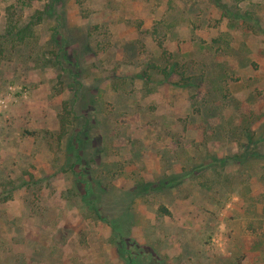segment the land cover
Segmentation results:
<instances>
[{
  "label": "rangeland",
  "instance_id": "1",
  "mask_svg": "<svg viewBox=\"0 0 264 264\" xmlns=\"http://www.w3.org/2000/svg\"><path fill=\"white\" fill-rule=\"evenodd\" d=\"M1 35L0 264H264V0H0Z\"/></svg>",
  "mask_w": 264,
  "mask_h": 264
},
{
  "label": "trees",
  "instance_id": "2",
  "mask_svg": "<svg viewBox=\"0 0 264 264\" xmlns=\"http://www.w3.org/2000/svg\"><path fill=\"white\" fill-rule=\"evenodd\" d=\"M53 2H55V0H53ZM217 4L220 6L222 5L219 2H217ZM229 15H230V13H228V16ZM23 29L29 30L28 27L23 28ZM7 35L11 36L12 35L11 31H8ZM8 36L1 35L0 37L3 39H7ZM2 42H3V40H2ZM2 49H3V47L0 43V57L2 55ZM178 66L179 65L177 62H171V65L167 64L164 66L157 67V71L161 72L163 74V76H165V77H169L173 73H176L179 76H181L180 79L185 80L183 78L184 73H183V71H181L179 69ZM152 67L155 68L154 65H152ZM28 134H35V133L32 131V132H29ZM64 134H65V132H64ZM77 142H78L77 145H75V144L67 145V154L71 155L74 158V161L70 165H68V169L71 170V172L73 174L81 176V174L84 175L85 172H88V170L90 168V164H84L85 170L78 168V166H81L83 163H86L85 157L87 155H86V149L82 145V142L79 140V138H77ZM214 160L219 161V162H224V159L214 158ZM203 168H205V167H203ZM191 172L187 171V173H185V174L172 173V174L168 175L167 177L162 178L160 182L149 185V186H148V184H150V183H140V184H145L148 186V187L142 186L141 190H142V192H144V191L149 192L150 190L166 189V188H169L171 186H175L177 184L184 182L186 179H188L192 174ZM85 182H86V188L84 191L83 198H84L87 210L94 217V219L103 221V222H105L111 226L112 241L116 244H120L122 246L123 253H125L126 252V249H125L126 243L128 241V238H129L130 229L128 227L124 226L125 224H124L123 218L118 217L116 219H113V218L108 217L107 214L104 212V209H103L104 204L102 203V193L98 192V189L101 190L100 182L95 180L94 178H92L91 180L84 178V183ZM6 198H9V197H6ZM160 210H162L166 214L170 213V211L166 207H161ZM129 256H131V255H129Z\"/></svg>",
  "mask_w": 264,
  "mask_h": 264
}]
</instances>
